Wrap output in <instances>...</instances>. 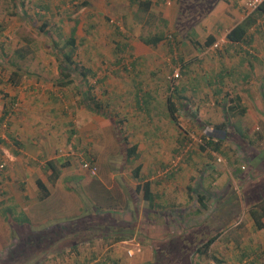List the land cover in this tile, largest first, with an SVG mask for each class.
Here are the masks:
<instances>
[{
    "label": "crops",
    "instance_id": "crops-1",
    "mask_svg": "<svg viewBox=\"0 0 264 264\" xmlns=\"http://www.w3.org/2000/svg\"><path fill=\"white\" fill-rule=\"evenodd\" d=\"M97 1L98 3L95 0H81L78 4L79 8L84 9V14L88 20L84 23L80 19L74 18V26L71 29L74 38L73 50L78 44L90 41L88 38L92 37V34L94 35L95 19L96 17L99 18L98 15L103 11L104 2L107 15L110 14V11L117 12L116 7L119 9L126 5L125 8H131L136 14L139 13L140 19L144 18L143 21L142 19L141 22L138 21L137 26L133 27L138 32L147 27L149 18L155 20L157 24L169 26L177 34H179L178 30L184 26L185 32L178 39L181 40L179 41L182 46L185 45L188 54L178 58V62L181 61L178 72L179 76L184 74L185 70H182L181 65L185 67L190 63L189 69L195 72L186 76L187 79L183 82L178 80L174 87H172L173 82L169 81L170 84H165L159 74H156L160 71L156 70L158 66L154 64L156 61L151 55V48H149L156 46L163 39V33L155 30L145 31L144 35L138 34L136 41L132 42L138 54L137 64L133 65L132 69L138 74L141 70L146 72L144 77L146 80L149 79L148 81L134 80L129 83L124 82L122 77H119L122 80L119 81L120 83L106 86L107 83L104 82V79H109L110 73H118L117 69L111 67L101 70L96 63H91L90 66L87 63L82 65L84 61L82 57L86 54L82 50L79 51V56L81 57L80 60L83 61H81V65H78L72 55L71 59L74 65H72L71 71L77 73L79 78L85 80L88 74L96 77L98 73H101L99 79L96 78L99 82H103V91L107 95L104 102L98 100L90 91L81 90V92L80 89L74 88L77 94L70 92L67 87L72 82L71 78L67 77L68 71L65 70L64 66L62 68L61 65H58L54 68V72L58 74V77L54 79L44 73L41 78L35 74V77L32 76L30 80L27 78L20 80L17 78V74L21 70L19 68L12 70L6 84L4 86L0 84V121L10 117L8 124L11 127L7 132V137L0 138V163L3 164V168H6L5 171L8 174L2 177V172H0V186L3 185L0 188V203L2 201L4 205L2 214L14 215L13 217L16 218L18 216L16 213H20L17 211H22L21 213H24L25 217H20L21 223L30 221L34 224H42L48 222L54 214H44L39 207L51 202L58 192L59 199L63 200L64 204L68 197H73L74 209L80 211L82 198L69 189L68 182L65 183L68 178L71 179L74 176L73 181H80V186L87 190L91 200L99 205H104L105 202L114 204L104 206L106 208L115 205L119 207L120 205L129 211L127 205L131 206L132 194H139L137 216L139 221L145 220L143 222L145 229H147L146 220L156 216L163 219L161 222L156 220L157 224L164 226L175 222V220L168 218L170 212L177 207L184 206L183 197L180 199L173 192L176 182L173 175L175 168L170 169L169 167V170L165 172L167 174L164 181L167 185L156 187V182L148 179L147 175H150L152 170L167 164V156H156V153H160V149L164 146L161 144L162 139L160 137H165L163 140L166 143L174 139V145L167 144L168 151L172 153L177 150L179 140L174 122L178 118L180 100L189 101L192 99L194 102L195 99L197 104L203 99L195 95L197 93L200 95L202 91H205V119L207 117V105L209 103L216 104L219 109H224V113L227 111L231 116H236L233 119L235 120L234 124L232 123L230 126L227 116L224 114L227 122L224 128H231V134H225L232 136L235 132V135L248 139L251 149L254 150V152L251 151V158L253 156L258 160L264 154L263 150L258 151L256 149V142L262 134L258 129L252 131L251 128L253 123L264 122V119L260 117L262 115H256L249 124L250 126H246L245 121L247 119H244L243 115L245 113L246 115L249 113L253 115V110H255L250 98L252 92L245 90L243 95L239 91L240 89H236L239 84H248L255 79H258L261 87L264 83V69L260 74L261 71H258V66H251L245 56L247 53L249 54V49L256 48V42L253 40L252 33L249 32L250 27L247 30L245 41L238 43L227 41L222 48L213 47L219 32L223 30L219 35L223 34L225 37L226 33L244 18L242 16L246 15L243 13V9L237 6V0H233L235 2H232L233 6L231 7L225 6V0L213 2L206 8L204 15L196 21L188 19L187 14L182 11L184 0H171L168 7L163 6V4L169 5L166 4L168 0H148L149 4L143 3L147 0ZM95 6L99 7L97 11ZM263 14L264 12L257 15L256 20L258 16ZM105 19L107 18L105 17ZM210 36L212 43L204 46V42ZM110 37L113 38V34ZM255 37L257 39V36ZM199 38L202 39L201 42ZM67 40L68 38L65 40L66 45ZM187 43L194 44L196 48L192 49V46H188ZM85 46L89 47L86 44ZM68 48L70 47L68 46ZM194 53L195 56L189 58L188 55ZM196 53H203V56L198 59ZM230 58L234 59L232 62L236 65L228 61ZM212 61H216L218 64L211 65ZM244 61H247L248 65L244 64ZM77 65L78 67H76ZM258 99L263 106L264 98L261 92ZM195 119L198 122L199 119ZM240 119L243 122L241 125ZM2 136L1 134L0 137ZM7 138L10 141H7ZM222 140L221 138L217 142H213L211 139L205 140L206 145L201 148L207 154L210 152L219 155L225 154V149L222 150ZM225 145L227 144L223 142V146ZM119 146L123 147V154ZM127 148L133 150L129 157L125 154ZM146 150L149 154L153 153L148 168L142 160ZM76 158L78 159V167H80L82 160H90L96 167V174L89 175L86 171L81 170V167L79 170L72 169L73 161L75 162ZM256 166L258 163H255L254 167ZM72 170H74L73 173H70L72 176H62L66 173L69 174ZM136 170H138L137 173H135ZM46 181L50 182L47 183ZM144 182L149 184L153 197V207L150 209L144 205L141 192L135 190L136 185L140 186ZM54 183L58 189L52 188L51 190V185ZM39 184L43 187L45 194L38 186ZM61 184L64 186L62 190L59 187ZM168 186L169 189L166 188ZM3 189L4 192L1 194ZM125 190H128L130 199H128ZM93 192L100 193V195H94ZM235 193L240 198L238 193L232 190L229 196L217 205V212L208 214L206 218L201 216L195 223L184 227L183 233L186 232V235L183 237L191 235L195 239L194 234L205 233V228L206 230L211 228L209 225H216L217 233H219L226 223V218L223 220V216H230L231 214L230 209L232 207L228 204L233 198L237 199ZM96 196L98 198H95ZM198 197L197 199L202 201L201 206H204V197L202 195ZM160 210H162L161 213ZM223 212L224 214H221ZM74 213L66 211L62 214L63 216H70ZM107 213L112 215V212ZM142 213L144 215L141 219L140 214L142 215ZM130 235L128 233V236Z\"/></svg>",
    "mask_w": 264,
    "mask_h": 264
},
{
    "label": "rangeland",
    "instance_id": "rangeland-1",
    "mask_svg": "<svg viewBox=\"0 0 264 264\" xmlns=\"http://www.w3.org/2000/svg\"><path fill=\"white\" fill-rule=\"evenodd\" d=\"M80 1L0 0V84L2 86L6 84L8 76H11V71L17 68L21 70L17 74V78H20V80L25 78L30 80L32 76L35 77V74L41 78L44 73L54 79L58 77V74L54 72V68L61 65L62 68L64 66L65 70L68 71L66 73L67 77L71 78L72 83L67 87L70 92L77 94V89L84 92L90 91L98 100L104 102L107 95L103 91V82L98 81L101 73L96 75L98 79L88 74L85 80H83L79 78L77 73L75 74L74 71H71V67L74 64H67L61 57V53L68 49L65 40L70 35L71 29L74 26V18H78V20L80 19L84 23L88 20L85 16L86 14H84V9L78 6ZM95 1L98 3L97 0ZM100 1L104 2V0ZM215 1L217 0H184L182 11L184 14H187L188 19L196 21L204 15L206 8ZM225 1L226 7L233 6L232 2H235L233 0ZM168 4H163V6H170L171 0H168ZM236 4L243 9L244 14L252 11L244 7L243 0H237ZM125 7L126 5L119 9L116 7L117 12L110 11V14L107 15L104 2L103 11L98 15L99 18H94L96 20L95 31H93L94 35L92 34V37L88 38L90 41L78 44L73 50V59L75 62H78V65H81V61L84 60L82 65L87 63L90 66L92 65L91 63H96L101 70L111 67L117 69L118 73H110V78L104 79V82L107 83L106 86L108 84H117V82L122 80L129 83L134 80L144 82L146 80L144 77L146 72L141 70L140 74H138L132 69L133 65L137 64L138 59L137 51L134 49L132 42L136 41L138 34L144 35L145 31L151 32L155 30L156 32L163 33V39L156 46L149 48H151V55L154 56L156 61L154 64L158 66L156 70L160 71L156 74H159L165 84L173 82L172 87H174L178 80L179 82H183V80L187 79L186 76H190L195 72L189 69L190 63L185 67L181 65L182 70H185L184 74L178 75L175 79L171 77L173 70H178V66L180 67L181 61L178 62V58L186 53L188 54V51L186 52L185 50V45L182 46L181 40L178 39L185 32L184 26L178 30L179 34H177L169 26L157 24L155 20L153 21L152 18H149L147 20V27L142 28L138 32L133 27L137 26L138 21L141 22V19L143 21L144 18L140 19L139 13L136 14L133 9ZM94 8L97 11L99 7L95 6ZM81 32L83 33V30ZM222 32L223 30L218 34L216 33L217 45L213 46L214 48H222L223 44L227 42L223 34L219 35ZM249 32L252 33L253 40L256 42V48L249 49V54L247 53L245 56L248 63L250 62L251 66H258V71H261L260 74H262L264 69V14L258 16ZM112 34L113 38L110 37ZM255 36H257V39ZM199 40L200 42L202 41L200 38ZM85 44L90 48L86 47ZM187 44L188 46L191 45ZM193 45H191L192 49L196 48ZM80 50L86 53H83V60H80ZM188 56L191 58L195 56V53ZM200 56H203V53L197 54L198 59ZM231 58L228 61L236 65V63L232 62L234 59ZM201 60L203 61V58ZM244 62V64L248 65L247 61ZM217 64L216 61H212L211 65ZM51 70L52 72H50ZM119 77H122V80ZM74 88H76L75 91ZM236 89H240L239 91L243 95L245 94V90H251L252 92L250 98L253 101L255 110H253V115L250 113L249 115H246V113L243 115L244 119H247L245 121L247 123L246 126H250L249 124L256 115H262L260 117L264 119V104L262 106L258 101V96L261 92V83L258 79L248 84H239ZM195 96L202 97L203 100L198 102L199 104H196L195 99L194 102H192V99H189V101L182 99L179 102L178 118L174 122L179 140L177 150L172 153L168 151L167 144L174 145V139L166 143L163 140L165 137H160L162 139L161 144L164 146L160 149V153H156V156H167V164L156 170H152L151 174L147 175L148 179L156 182V187L163 186L167 185L164 181L167 174L165 172L169 170V167L170 169L175 168L173 170L175 174L173 175L176 182L174 183L173 192L180 199L183 197L184 201L183 207H177L170 212L168 218L175 220V222L168 223V226H162L157 224L156 220L161 222L163 219L156 216L146 220L147 229H145V225L143 224L145 220L139 221L137 216L139 194L133 193L130 199L128 190H125L132 206L131 208V206L127 205L129 211L120 205L119 207L115 205L114 207L106 208L104 206L114 204L105 202L104 205H99L91 200L90 194H87V190L80 186V181H73V176L71 179L68 178L65 183L68 182L69 189L82 198L80 211L74 209L73 197H68L64 204V201L59 199L60 195L58 192L51 202L39 207L44 214H54L48 222L42 224H34L30 221L21 223L20 217H25V214L21 213L22 211H17L18 213L20 212L19 214L14 212L16 216H19H17L18 218L13 217L14 215H3L4 210L2 208H4V205L1 201L0 259H4L8 249L20 243V237L24 238V227L39 228L57 223L68 227L67 231H62L65 233L62 235V238L57 240L54 245H47L45 251L38 250V255L33 259V263L28 261L24 262V264H152L154 263L157 247L159 248L161 245L169 243L168 239L171 235H179L178 237L186 235V232L183 233L184 227L195 223L201 216H205L206 218L208 214L217 212V205L234 190L240 198L235 193L237 199L233 198L229 202L228 206L232 207L230 209L231 214L230 216H223V220L226 218L223 229L217 233L218 228L216 229V225H209L211 228L209 230L205 228V233L196 234L194 232L195 239L191 235L183 237L182 242L179 240L175 242L183 251L181 254H171L168 257V262L171 264H264V216L261 218L263 226L256 228L247 212L248 208L264 195V154L258 160L253 156L251 158V151L254 152V150L251 149V145L247 141L248 139L235 135V132H233L232 136H229L231 128H224L227 124L224 114H226L230 126L235 122L233 119L236 116H231L227 111L224 113V109H219L216 104L209 103L205 119V91H202L200 95L197 93ZM9 118H4L0 121V135H3L0 138L2 139L5 136L7 137V132L11 128L8 124ZM195 118L199 119H197L198 122ZM241 119L239 120L240 125L243 124ZM251 128L252 131L258 129L262 134L256 142V149L264 151V122L253 123ZM220 138L224 140L221 141V144L222 150L225 149V154L219 155L210 152L209 155L202 150L201 146H203L205 140L211 139L213 142H217ZM223 142L227 145L223 146ZM119 148L122 152L123 147L119 146ZM152 154H149L147 150L146 153H143L142 160L146 163L147 168ZM255 163H258V166L254 167ZM71 168L79 170L77 158L75 162L73 161ZM80 169L86 171L89 175L96 174V172L90 174L87 170ZM0 170H2L0 171L2 172V177L8 175L5 171L6 168L2 167ZM74 170L62 176L70 177L72 176L70 173H73ZM127 178L129 179L128 176ZM46 182L49 183L50 181ZM2 187L3 185L0 186V188ZM59 187L61 190L64 188L62 184ZM52 188L58 189V186L54 183L51 185V190ZM166 188L169 189V186ZM3 192L4 189L1 191V194ZM163 192L166 191L163 190ZM100 193H103V191H100ZM100 193L96 194L93 192L97 196ZM199 195L204 197V206H201L202 201L197 199ZM97 196L95 198H98ZM66 211L75 212L74 216H63ZM161 211L159 212L161 213ZM107 212H112V217L108 218L107 223H104L101 218ZM91 213L93 214L91 222L94 225L99 223V228L109 224L113 226V228L109 226V230L115 231L118 229L125 235L128 233L131 235L123 240L114 241L112 235H104L102 232L104 230L103 227L100 232L97 230L90 231L89 227L81 228L83 226H79V224L76 226L74 234L71 232L70 236L67 234L72 230L70 228L74 226L73 222L83 220V218L88 217L87 214ZM59 214L60 216H58ZM221 214H224V212ZM143 215V213L142 215L140 214L141 219ZM101 222L104 225H101ZM138 225L140 227H137ZM98 232L99 234H97ZM213 234H216V237L208 246L206 253L200 254L193 251L202 240H206L207 237ZM70 244H74L75 249L70 248ZM199 249H202L201 246H199Z\"/></svg>",
    "mask_w": 264,
    "mask_h": 264
},
{
    "label": "trees",
    "instance_id": "trees-1",
    "mask_svg": "<svg viewBox=\"0 0 264 264\" xmlns=\"http://www.w3.org/2000/svg\"><path fill=\"white\" fill-rule=\"evenodd\" d=\"M143 3L149 4V1H144ZM141 3V4H143ZM264 12V0H262L257 6L256 8H254L251 12H248L244 18L238 22L236 25H234L225 35V39L226 41H228L229 43H238V42H243L245 41L246 38V34H247V30L254 24L257 15L262 14ZM72 30L70 33V36L68 37L67 40V45L70 47L67 50L63 51L61 53V57L64 60V62L71 63L72 64V53H73V46H74V38H73V34H72ZM157 41V39L155 40V42ZM154 42V43H155ZM210 43H212V37H208L207 41L204 42V46L205 45H209ZM61 67V66H59ZM62 69V68H61ZM61 73V72H59ZM261 94L262 97L264 98V83L262 84L261 87ZM212 143V142H211ZM210 143V144H211ZM206 145V142H203V146ZM208 145V144H207ZM201 146V147H203ZM133 150L131 149H126L125 150V154L127 157L132 155ZM138 170H136L135 173H137ZM40 187V189L44 192L43 187L39 184L38 185ZM149 184L144 182L142 185H136L135 186V190L136 192L140 191L142 194V198L143 201L145 202L144 205L147 206V208H152V202H153V197H152V193L150 191L149 188ZM201 197V196H200ZM199 198V197H198ZM200 200V199H199ZM248 215L250 216V218L253 221V224L256 228H261L263 226V223L261 221V217L264 216V195L263 197H261L255 204L251 205L248 210ZM108 214V215H107ZM89 219L83 218V220H80L78 222H73L72 224H74L73 227H71L70 229H72L71 231H69L67 234L70 236V232L71 233H75L76 230V226L79 224V226H83L81 228H88L89 230H97L100 232V230L102 231V227L104 228V230L102 231L104 233L105 236H109L112 235V238L114 241H119V240H123L125 239L128 234H123L122 232H120V230H109V226L110 228L113 226L106 224L104 225V223H107L108 218H110V214L109 213H105L104 217H102L101 219H103L101 222V226L99 228V223L97 225H94L92 221V217L93 214H87ZM112 217V215H111ZM106 226V227H105ZM99 229V230H98ZM65 230H68V227L65 226L64 224H51V225H46L43 227H39V228H32V227H24L23 231H24V238L20 237L19 241L20 243H17L14 247L12 246V248L8 249V252L5 253V257L4 259H0V264H24V262H28L31 261L33 263V259H35V257L38 255V250H44L47 248V245H54V243L57 240H60L62 238V235H64L65 233H63L62 231L65 232ZM99 232L97 234H99ZM102 235V234H101ZM103 236V235H102ZM179 236V235H178ZM176 236H170L169 243H166L165 245H161L159 248H156V254H155V259H154V263L152 264H171L170 262H168V257L171 254H181V252L183 251L182 248L179 247V245L175 242L179 241H183V236L178 237ZM216 234H213L209 237H207L206 240H202L200 242V244L198 245V247H195V249L193 250L195 253L198 252L200 254L202 253H206L208 246L213 242V240L215 239ZM167 240V241H168ZM181 241V242H182ZM200 241V240H199ZM42 244V245H41ZM176 245V247H175ZM70 248H74L75 249V245L74 244H70L69 245ZM199 246H201L202 249H199ZM49 247V246H48ZM177 248V249H174ZM175 252V253H174ZM1 258V257H0ZM77 264V263H76ZM80 264V263H78Z\"/></svg>",
    "mask_w": 264,
    "mask_h": 264
},
{
    "label": "built area",
    "instance_id": "built-area-1",
    "mask_svg": "<svg viewBox=\"0 0 264 264\" xmlns=\"http://www.w3.org/2000/svg\"><path fill=\"white\" fill-rule=\"evenodd\" d=\"M262 0H243V5L246 9L248 10H253L256 8V6L261 2ZM168 4V2H166ZM217 42L213 43V46H216ZM179 75L178 70H173L171 77L172 79L177 78ZM3 167V164L0 163V168ZM80 167L83 168L84 170H87L90 174H94L96 172V167L95 165L90 161V160H82L80 162Z\"/></svg>",
    "mask_w": 264,
    "mask_h": 264
}]
</instances>
